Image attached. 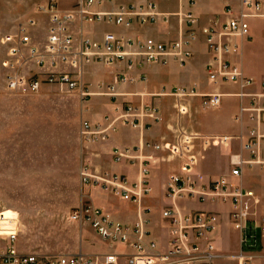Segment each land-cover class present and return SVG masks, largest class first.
Wrapping results in <instances>:
<instances>
[{
    "label": "built area",
    "instance_id": "1",
    "mask_svg": "<svg viewBox=\"0 0 264 264\" xmlns=\"http://www.w3.org/2000/svg\"><path fill=\"white\" fill-rule=\"evenodd\" d=\"M194 2L190 0L192 6ZM97 3L99 0H78L68 10H61L55 1L37 5L38 11L48 17L46 35L42 40L34 35L33 29L38 21L33 17L19 22L14 31L4 33L0 43L8 53L1 61L0 91L22 88L36 92L43 85L51 84L75 91L85 106L94 94L79 78L83 65L87 63H124L131 69L149 63L167 64L171 60L185 64L193 56L190 40L194 38L196 17L192 9L178 13L187 30L176 40L125 37L112 32L96 39L82 31L77 32L75 24L78 22L83 26L86 22L96 21L117 25L151 23L162 15L154 2L95 11L92 7ZM225 15L224 21L214 20L203 29L212 56L207 64L209 81L214 84L243 81L242 86H245L253 80L243 75L229 55L239 49L235 38L249 36L250 18L264 15V0H229ZM126 79L124 73L118 74L115 83L107 85L102 93L117 98L121 93L116 85ZM158 95L174 99L177 116L174 140L164 144L148 141L133 147H115L112 151L115 161L128 160L138 166V180L130 181L126 175L108 171L97 172L88 164L80 169L83 184L100 187L136 204L138 220L135 223L114 220L88 202L79 203L69 214V220L91 226L101 238L124 249L97 254L64 252L51 256L22 252L17 245L21 225L19 215L17 212L8 215L1 210L0 264H215L226 256L218 248L215 236L221 211L193 206L206 202L228 206L230 223L241 232L242 249L237 257L241 264H254L248 260H254L251 253L264 238V203L253 189L242 184L241 178L246 166L264 167V105L253 98L249 105L241 107V111L250 112V118L255 121L244 139L242 135L204 134L183 123L190 114L193 98L201 97V105L206 109L217 108L222 102V93L175 86L163 89ZM239 95L255 96L247 92ZM162 118V110L156 103H127L115 117L107 115L103 121L97 122L83 119L80 134L83 141H104L115 129L117 121L148 128ZM233 142L239 144V150L231 155L230 175L209 178L195 172L203 151ZM147 148L167 149L181 160L180 170L171 173L166 186L165 195L171 203L164 206L160 214L167 229L163 241L154 237L149 227L152 207L144 203L152 192L149 175L154 159ZM245 248L249 251H244Z\"/></svg>",
    "mask_w": 264,
    "mask_h": 264
},
{
    "label": "crops",
    "instance_id": "2",
    "mask_svg": "<svg viewBox=\"0 0 264 264\" xmlns=\"http://www.w3.org/2000/svg\"><path fill=\"white\" fill-rule=\"evenodd\" d=\"M194 1L192 6L190 0H99V3L92 7L95 11H111L120 5L154 2L162 15L157 21L151 23L135 22L131 25H117L96 21L86 22L83 26H80L78 22L75 24L77 32L82 31L85 35L96 39H102L105 33L112 32L125 37H153L159 41H172L181 38L187 30L186 24L178 13L192 9L196 17L194 38L190 40L193 56L185 64L171 60L167 64L149 63L131 69L124 63L113 65L87 63L83 65L79 78L90 87L94 94L85 106L79 100L81 125L83 119L97 122L103 121L107 115L115 117L127 103L135 105L156 103L162 110L163 118L148 128L117 121L115 129L104 141L87 142L81 138L82 146L78 156L79 179L81 167L88 164L92 170L97 172L108 171L126 175L130 181L138 180V166L131 164L128 160L115 161L112 151L115 147H133L148 141L164 144L174 140L177 126V116L173 107L174 99L171 96L158 95L163 89L186 86L196 87L201 92L215 90L222 93V102L217 108L206 109L201 105V97L193 98L190 114L183 119V123L188 128L204 134L242 135L244 139L248 136L255 121L250 118V112H242L241 107L249 105L253 98L258 99L260 104L264 105V15L250 18L249 36L235 38L239 49L229 55V59L241 68L243 75L252 79L253 82L245 86H242L243 81L214 84L209 81L208 77L207 64L212 56L208 50L207 37L203 29L214 20L224 21L227 18L225 9L229 0ZM37 5L35 11L26 17H33L38 21L33 29L35 37L38 38V33L46 34L48 17L47 14L38 11ZM57 5L61 10H68L73 7L63 8L58 3ZM2 48L5 51L0 58V64L8 53L6 47L0 43L1 55ZM120 73L127 76L126 81L116 85L117 91L121 94L117 98H113L102 93L106 90L107 85L115 83L116 76ZM240 92L251 93L255 96L241 97ZM219 146L223 148L221 150H208L207 148L206 152H202L200 161L194 168L195 172H201L209 178L230 175L231 155L234 151L239 150V144L233 142V144ZM226 150L228 154L225 152ZM147 152L153 154L154 159L150 165L149 175L152 192L144 200V203L152 207L149 227L153 231L154 237L163 241L166 238L167 229L160 214L162 208L171 203V200L165 195L166 186L171 173L180 170L181 160L173 156L167 149L153 150L147 148ZM233 180L237 179L233 178ZM241 182L246 188L253 189L264 203V167L258 165L244 167ZM81 188L82 202H88L101 208L110 218L125 223H135L138 220V206L136 204L123 200L120 196L97 186L85 185L81 182ZM160 196L163 198V203H166L158 208L154 201ZM117 200L123 208L120 209L114 205ZM193 206L221 211L215 236L218 248L226 256L217 260L215 264H226V260H231L229 255L234 248L236 251H232V253L242 249L241 232L230 223L227 213L228 206L210 202L195 203ZM160 225L163 227V231L159 233ZM77 226L79 233L77 244L65 249L63 253L79 251L87 254L103 253L104 251L99 248V245L106 240L101 238L87 224ZM224 227H228L230 233L236 236L235 246L230 247L226 244L222 235ZM17 245L22 252H30L23 249L18 241ZM256 251L261 254L256 258L254 264H264V238Z\"/></svg>",
    "mask_w": 264,
    "mask_h": 264
},
{
    "label": "rangeland",
    "instance_id": "3",
    "mask_svg": "<svg viewBox=\"0 0 264 264\" xmlns=\"http://www.w3.org/2000/svg\"><path fill=\"white\" fill-rule=\"evenodd\" d=\"M47 1L70 8L78 0H0V36L14 31L38 3ZM45 35L38 33V38ZM4 51L2 48L0 58ZM2 71L0 64V81ZM79 100L75 91L51 84L36 92L22 88L0 91V211L18 213V243L30 252L58 255L78 242L79 223L69 220V214L82 202ZM222 148L216 145L208 150ZM154 202L158 208L166 203L162 196ZM114 205L123 208L118 200ZM227 228L223 238L228 246H235L236 236ZM99 248L104 252L124 249L108 241ZM232 251L226 264H241L237 257L240 251ZM260 254L251 253L254 260L248 263Z\"/></svg>",
    "mask_w": 264,
    "mask_h": 264
}]
</instances>
